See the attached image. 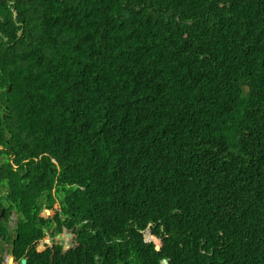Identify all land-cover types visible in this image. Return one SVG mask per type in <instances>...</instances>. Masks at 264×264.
I'll return each instance as SVG.
<instances>
[{
	"label": "trees",
	"instance_id": "trees-1",
	"mask_svg": "<svg viewBox=\"0 0 264 264\" xmlns=\"http://www.w3.org/2000/svg\"><path fill=\"white\" fill-rule=\"evenodd\" d=\"M0 17L20 53L10 142L51 153L88 221L66 264H264V0H0Z\"/></svg>",
	"mask_w": 264,
	"mask_h": 264
},
{
	"label": "flooded vegetation",
	"instance_id": "flooded-vegetation-1",
	"mask_svg": "<svg viewBox=\"0 0 264 264\" xmlns=\"http://www.w3.org/2000/svg\"><path fill=\"white\" fill-rule=\"evenodd\" d=\"M6 41L0 31V264H52L78 237L69 235L63 196L52 186L51 153L34 140L10 142L19 121L10 108L21 96L12 93L19 63Z\"/></svg>",
	"mask_w": 264,
	"mask_h": 264
},
{
	"label": "clouds",
	"instance_id": "clouds-1",
	"mask_svg": "<svg viewBox=\"0 0 264 264\" xmlns=\"http://www.w3.org/2000/svg\"><path fill=\"white\" fill-rule=\"evenodd\" d=\"M11 12H12V15H14L13 17V21H15V24L20 26L21 23L17 22V12L14 11V9L10 8ZM14 13V14H13ZM23 35V29H19L17 32H16V40L20 39ZM6 39H7V44L10 45V47L12 49H14L15 53H16V56H17V59H18V63H19V60H20V53H19V47L15 46L14 45V42L13 43H8V38L6 36H4ZM52 162L56 165V168L58 169V171H60V166L59 164L57 163V161L55 159L52 158ZM59 175L56 176V182H57V178H58ZM53 178V177H52ZM54 189V188H53ZM54 192L57 193V194H61L63 196L62 198V202H63V208L67 214V220L69 222V226H68V229H69V235L72 236V232L78 237V246L75 248L77 249L79 246H80V238L83 239L85 238V235H86V231L84 229V226L85 225H88V221L85 220L81 215H79L80 213L72 210V209H69L67 208L66 204H64V199H65V192H56L55 189H54ZM160 221V220H158ZM154 223L153 221H149L147 223V227L144 229V230H140L142 232V236H143V240L145 243L147 244H153L154 245V249L156 250V244L153 242V241H145V236L144 234L148 231L150 235L154 236L155 238L159 239V241L162 243V246H163V238L160 236V235H157L156 233L153 232V228H154ZM91 229V228H90ZM148 238H150L148 236ZM75 249H72V250H75ZM162 249V247H161ZM160 250H156L157 252H160ZM71 251V250H70ZM66 252L64 254H62L60 256V259H59V262L57 264H66L67 262V258H68V253L70 252ZM163 260H167L168 261V264H170V261L168 258H162L160 260V264H162Z\"/></svg>",
	"mask_w": 264,
	"mask_h": 264
},
{
	"label": "water",
	"instance_id": "water-1",
	"mask_svg": "<svg viewBox=\"0 0 264 264\" xmlns=\"http://www.w3.org/2000/svg\"><path fill=\"white\" fill-rule=\"evenodd\" d=\"M145 241H153L156 244V250H160L162 247V243L159 241V239L155 238L154 236L150 235L149 232L147 231L145 234ZM148 236L150 238H148ZM162 264H168L167 260H163Z\"/></svg>",
	"mask_w": 264,
	"mask_h": 264
}]
</instances>
